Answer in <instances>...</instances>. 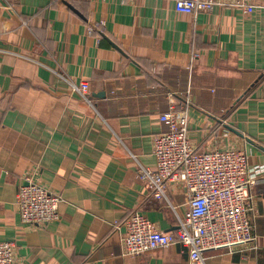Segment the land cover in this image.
I'll return each instance as SVG.
<instances>
[{"label":"crops","instance_id":"1","mask_svg":"<svg viewBox=\"0 0 264 264\" xmlns=\"http://www.w3.org/2000/svg\"><path fill=\"white\" fill-rule=\"evenodd\" d=\"M0 240L13 264H189L174 243L122 254L114 223L138 211L174 233L181 186L157 199L137 174L155 168L153 136L169 100L188 111L195 149L248 155L255 248L205 264H264V8L178 12L174 0H0ZM92 28L93 32H89ZM88 83L85 99L72 84ZM61 196L59 218L20 221L21 178Z\"/></svg>","mask_w":264,"mask_h":264},{"label":"built area","instance_id":"2","mask_svg":"<svg viewBox=\"0 0 264 264\" xmlns=\"http://www.w3.org/2000/svg\"><path fill=\"white\" fill-rule=\"evenodd\" d=\"M178 12H208L215 5L239 9L251 14L264 8V0H174ZM0 4V8H1ZM89 32H93L92 28ZM72 90L85 99L88 83L72 84ZM185 106L172 97L168 110L160 114L166 129L153 136L155 168L140 167L138 177L157 199L166 198L169 182L181 186L186 210L174 233L159 231L138 211L115 222L123 255L135 256L178 243L189 252V264H205L204 253L239 248H255V213L252 186L257 177L250 173L249 159L241 148L198 151L190 141ZM19 183L15 207L23 224L43 226L59 218L61 196L37 183L26 172ZM13 241L0 240V264H13Z\"/></svg>","mask_w":264,"mask_h":264}]
</instances>
